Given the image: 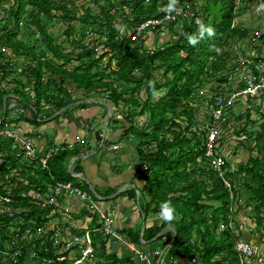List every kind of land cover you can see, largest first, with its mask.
<instances>
[{"label":"trees","instance_id":"16d2710c","mask_svg":"<svg viewBox=\"0 0 264 264\" xmlns=\"http://www.w3.org/2000/svg\"><path fill=\"white\" fill-rule=\"evenodd\" d=\"M5 3H10V8H5ZM76 5L77 0H0V58L4 61L0 64V111L5 117L0 129L11 122L7 112L13 110L6 98L11 92L16 96L12 101L17 103V111L20 109V116L13 122L28 121L25 112H41L43 102L58 109L74 103L65 87L68 81L87 95L106 94L117 109L121 105L126 108L129 128L125 134L133 132L138 137V156L146 165L145 189L150 200L142 211L146 217L158 216L159 222L145 229L143 239L155 243L165 238L167 245L174 238L166 256L169 264H174L177 258L185 261L196 258L198 264H241L236 244L252 243L253 238H246L239 229L242 224L237 219L243 205L253 207L254 220L264 232V119H260L264 113L255 102L254 105L245 102L246 109L243 104L238 105L235 135L244 138L236 149L248 155V160L230 173L234 185L231 199L208 163L206 136L194 129L195 111L189 105L210 84L218 90L216 84L228 83L224 72L236 57L234 46L239 39L250 38V30L238 21L237 1L177 0L170 7L172 0H88L81 5L84 8L81 16ZM176 9L181 10L176 21L169 20L137 33V28L148 20L162 19L168 10ZM95 10L98 14H94ZM188 11L191 15H187ZM198 20L214 28L215 35L200 36ZM23 21L28 22L25 37H34L32 45L19 38ZM56 21L65 25L60 44L50 34ZM78 24L82 25L80 30ZM179 24L182 25L177 32ZM86 30L97 37L87 44L82 37ZM166 36L171 37L169 42L162 41ZM193 36L198 41L195 45L189 43ZM150 38H155L154 46L147 45ZM263 39L264 34L257 38L255 34L249 40L254 50L245 57L252 58L256 64L264 61ZM256 40H261L260 45L255 44ZM67 44L77 53L66 51ZM41 47L44 53L39 52ZM2 48L11 50L14 56L3 54ZM16 58L18 63L23 62L21 71L14 63ZM71 63L74 65L69 68ZM150 81L154 82L158 95H153ZM10 86L14 89L8 92ZM255 105L258 119H252ZM135 116L143 119L141 125L134 121ZM37 119L34 117L32 121ZM3 139L0 138V157L9 148ZM80 153L75 148L58 154L49 172L40 170L36 162L22 160L21 164L11 157L0 166V178L16 172L18 176L12 180L18 181L23 190L15 198L23 200L20 211H0V251L5 250L2 241L9 235L10 227L24 229L36 217L41 226L59 215L54 206L42 210L31 208V197L25 195L26 191L37 187L45 192L48 185L71 182L65 161L79 157ZM165 201L175 208L176 218L171 223L159 215ZM167 228L172 231L156 239ZM124 234L133 243L142 245L140 231L131 229ZM259 234L262 236L259 240L263 241L261 230ZM95 241L93 264H136L131 257L120 258L110 252L102 235L95 236ZM254 261L264 264V250L256 248Z\"/></svg>","mask_w":264,"mask_h":264},{"label":"built area","instance_id":"2783aa9c","mask_svg":"<svg viewBox=\"0 0 264 264\" xmlns=\"http://www.w3.org/2000/svg\"><path fill=\"white\" fill-rule=\"evenodd\" d=\"M180 14V9L168 10L164 18L148 20L142 24L137 28V33L141 34L149 27L154 28L169 20L176 21ZM187 15H191V12L188 11ZM1 52L13 54L7 48H2ZM3 62L0 58V64ZM224 75L228 77L227 84L220 86L216 84L217 88L220 87L218 90L212 89L213 84H210L200 90L199 96L189 105L195 111L194 129H199L206 136L205 155L208 163L229 191L230 198L233 199L234 185L230 173L235 170L229 168L228 165L231 166V160L235 161L236 157L240 156L236 148L239 141L244 138V136L236 137L235 135L237 133L234 129L235 113L238 112V105L243 102L264 104V61L256 64L252 58L236 56ZM2 121L0 117V125ZM0 138H4L3 140L9 144L6 155L0 157V166L6 163L8 157H11L18 161L36 162L39 169L45 172L50 171V163L54 157L62 150H74L76 143L80 141L69 143L65 148L52 145L41 152L32 138L9 124L1 127ZM110 148L118 150L120 145L113 144ZM75 158L72 156L66 160L67 168L69 166L73 175L75 174ZM15 176H18L16 172L5 174L2 179L0 178L1 212L17 209L20 211V204L23 200L15 199L21 189L18 181L13 182L12 180ZM48 187L45 192L37 190L34 192V197L31 195L29 201L31 208L42 210L54 206L55 202L63 199L78 200L89 204L87 208L97 215V225L87 230L68 233L62 227L58 230L50 229L51 221L39 226L37 217L29 221V226L24 229L18 223L19 227H10L9 235L2 241L5 244V250L0 251V264H93L96 252L95 236L99 235L105 237L108 244L123 243L132 254V259H137L143 264H169L166 256L171 245L170 243L165 245V238L162 241L151 242L153 246L147 249L146 241L141 237L142 245L140 249L137 248L125 234L116 231L113 217L101 211L96 205L92 189L85 190L72 182H56ZM29 192L27 189L25 195L30 196ZM162 235H158L156 239ZM163 245L164 249H162ZM256 248L257 246L246 241H239L236 244L235 250L241 256V264H254ZM25 249L27 253H24ZM179 259L185 264H198L196 258H191L190 261ZM179 259L174 264H183Z\"/></svg>","mask_w":264,"mask_h":264},{"label":"crops","instance_id":"0c3cea01","mask_svg":"<svg viewBox=\"0 0 264 264\" xmlns=\"http://www.w3.org/2000/svg\"><path fill=\"white\" fill-rule=\"evenodd\" d=\"M249 40L250 38L248 42ZM18 62V58L14 59V63L21 71V63L23 62ZM75 64L78 65L79 62H75ZM65 87L71 94L74 103L58 109L54 104L43 102L41 103V112H34V110L25 112L28 121L22 122L23 124L20 122L21 126L13 123V120L20 116V112L16 109L17 103L12 101V98L16 96L11 92L14 88L10 86L8 92L11 93L6 98H9V107L13 111L7 112L8 119L11 121L8 124L19 128L20 131L32 138L41 152L52 145L65 148L69 143L80 140L79 143H76V149L81 151L79 157L75 156L74 173L76 175H73V171L69 170V166L67 168L68 162L65 161L67 173L72 177L71 182L85 190H93L96 205L101 211L113 217L116 231L124 234V232L133 229L140 231L143 238L145 229L159 221L156 215L148 214L146 217L145 212L142 211L145 210L150 198L148 196V201L143 206L141 196L145 197L144 195L147 193L145 189L146 165L138 156L139 139H136L133 132L125 134L129 128L128 119H123L126 117L121 111L120 113L116 112L118 109L106 94L87 95L85 92L77 91L76 86L69 84V81L65 83ZM242 104L245 105L246 103L243 102ZM111 105L115 107L116 111L113 110L109 120L110 113L108 110L112 112L110 110ZM256 105L261 107V111L264 113V104ZM257 106L253 110L252 119H258L256 117ZM121 107L123 106L121 105L119 108ZM0 117L2 120L5 119L2 111H0ZM34 117L38 118L37 122L32 121ZM113 144L120 145V148L112 150L110 145ZM64 151L66 150H62L60 153ZM57 157L52 159L50 166H53L52 163ZM246 157L247 155L245 156L244 153L241 154L238 162H235L238 165L234 169L235 171L239 169L242 162H247L248 158ZM233 162L231 160V166L228 165L231 169L234 166ZM39 184L41 185L42 182ZM35 191H37V187L33 189V193L31 189H28L30 197H34ZM88 205V203L78 200L63 199L59 207V215L50 220V229L58 230L62 227L68 233H73L96 226L98 223L97 215L87 208ZM140 218L142 222L139 224ZM146 246L147 249H150L153 244L146 242ZM257 247L259 249L258 245ZM107 249L120 258L131 257L132 255L123 243L114 245L107 243ZM180 262L185 264L184 261ZM135 263L143 264L137 259H135Z\"/></svg>","mask_w":264,"mask_h":264},{"label":"rangeland","instance_id":"374dc122","mask_svg":"<svg viewBox=\"0 0 264 264\" xmlns=\"http://www.w3.org/2000/svg\"><path fill=\"white\" fill-rule=\"evenodd\" d=\"M237 4H238V11H239V19L238 21L242 23V25L244 26V28L246 27L248 30H250V39L253 38V36L256 34V38L257 36H261L262 34H264V10L260 9L261 5H264V0H236ZM78 5H76L79 8V12H80V16L83 15L84 12V8L81 7V5L83 4H87L88 0H77ZM198 4H200L199 1H197ZM5 8H10V3H5L3 5ZM88 7V6H85ZM247 7V9H246ZM191 12V11H190ZM98 14V11L95 10L94 14ZM79 17V15H78ZM28 22L27 21H23L21 24V33L19 38L24 39V41L30 43L31 45L34 44V37L30 36V37H25V34L29 31L28 30ZM181 25L179 24L178 26H176L177 32H179V30L181 29ZM48 26H50V24L48 23ZM54 29H52V31H50V34H52L56 40V42L58 44L62 43L64 40V37L61 35L63 30H64V24L62 25L61 22L56 21V24L54 25ZM82 28L81 24L77 25V29L80 30ZM88 30V29H87ZM86 30V32L84 34H82V37H84L83 41L85 44L93 42L97 37L94 34L89 33ZM84 35V36H83ZM252 35V37H251ZM37 37V35H36ZM164 37V36H163ZM171 37L166 36L164 39H162V41H166L169 42ZM94 39V40H93ZM173 40V39H172ZM264 40V39H263ZM261 40H256L257 45H260L261 42H259ZM155 38L154 39H149L147 41V45L148 46H154L155 45ZM238 43L234 46V53L236 56H240V57H245V55H247L248 53H252L253 52V48L251 47V43L246 41V40H240L237 41ZM259 42V43H258ZM66 51H71L73 53H77V50L75 48H73L70 45H65ZM241 49L246 50V53H244L243 51H241ZM38 50H40V53H44L45 51L43 50V47L39 48ZM23 60V59H22ZM72 65H74V63H71L69 68H72ZM121 87H126L125 84H120ZM110 106V105H109ZM246 105H244V109H246ZM110 110L116 111L115 107L111 105ZM120 111L123 113L124 117H126V108L123 106L121 108H119L116 112ZM108 112L110 113V111L108 110ZM253 112V111H252ZM136 118L134 119V121H137L138 124H142L143 123V119L139 118L137 116H135ZM123 119H127V118H123ZM264 118H261V120H263ZM17 121V120H16ZM15 125H21L20 122H13ZM136 139H138V137H136ZM242 153H240L241 156ZM240 156L236 157L235 161L233 162V170L235 168H237V164L235 162H238V159L240 158ZM248 158V155L247 157ZM21 164L23 163L22 161L20 162ZM145 197L141 196V203L143 206H145V202L148 201V194L146 193L144 195ZM247 197L243 198L242 200H246ZM61 205V201L55 202L54 207L59 210V207ZM244 210L241 212L240 217L237 219L238 221H240V224L242 228H239L240 231H244L245 237L247 238V236L249 235L252 239V244L253 245H258L259 248H261L262 250H264V239L263 241H260L259 239H261V235L259 234V231H262V234L264 235V232L262 229L259 228L258 224L255 222L254 220V216H256V213L253 210V207H249V206H245L243 205ZM69 213V212H68ZM68 213H66L68 215ZM59 214V213H58ZM70 216V215H68ZM158 217V216H157ZM60 218H61V214H60ZM140 222H142L141 218L139 219V224ZM236 226L233 225V228H235ZM137 248L140 249V246L137 243H134ZM180 260V259H179ZM178 262V258L176 260ZM181 261V260H180Z\"/></svg>","mask_w":264,"mask_h":264},{"label":"clouds","instance_id":"9594fccd","mask_svg":"<svg viewBox=\"0 0 264 264\" xmlns=\"http://www.w3.org/2000/svg\"><path fill=\"white\" fill-rule=\"evenodd\" d=\"M177 2V0H172V5H170V7H173L175 5V3ZM261 10H264V5L260 6ZM174 10V8H173ZM197 24L199 25V32H200V36H204V34L206 33L208 36H213L215 35V30L214 28H212L211 26H206L202 21H197ZM121 32H123V29L120 28L118 29ZM197 38L193 36L192 39H189V43L192 45H195L197 43ZM218 51V50H217ZM149 85L153 88V95H158V93L155 91L154 89V82H149ZM160 218L163 221H166L168 223H171L175 218V208L171 205L170 202L165 201L161 204V212L159 213Z\"/></svg>","mask_w":264,"mask_h":264},{"label":"water","instance_id":"95a60500","mask_svg":"<svg viewBox=\"0 0 264 264\" xmlns=\"http://www.w3.org/2000/svg\"><path fill=\"white\" fill-rule=\"evenodd\" d=\"M111 116H112V112H110L109 120H110ZM143 230H144V229H143ZM169 231H172V230H171L170 228L165 229L164 231L161 232V234L166 233V232H169ZM174 237H175V236H174ZM173 241H174V238H173V240L170 242V245H172Z\"/></svg>","mask_w":264,"mask_h":264}]
</instances>
